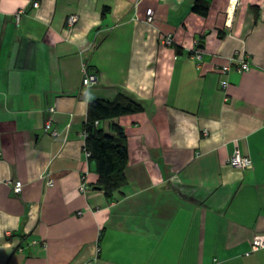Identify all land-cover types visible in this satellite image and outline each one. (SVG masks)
Listing matches in <instances>:
<instances>
[{"label":"crops","instance_id":"crops-1","mask_svg":"<svg viewBox=\"0 0 264 264\" xmlns=\"http://www.w3.org/2000/svg\"><path fill=\"white\" fill-rule=\"evenodd\" d=\"M198 1L0 0V264H264V0ZM237 52L250 71L222 74ZM123 96L143 110L100 125L128 151L108 199L82 134Z\"/></svg>","mask_w":264,"mask_h":264},{"label":"trees","instance_id":"trees-1","mask_svg":"<svg viewBox=\"0 0 264 264\" xmlns=\"http://www.w3.org/2000/svg\"><path fill=\"white\" fill-rule=\"evenodd\" d=\"M193 12L206 17L209 7L204 0L198 1ZM142 106L129 97H121L113 102L95 100L89 103L87 121L84 131L87 134L85 148L90 153L89 160L96 165L98 181L97 189L102 191L106 198L110 199L113 194L126 185L125 171L128 165V151L125 144V136L121 127L112 124L114 135L105 134L100 128L101 123L141 112ZM98 122L99 125L95 126Z\"/></svg>","mask_w":264,"mask_h":264},{"label":"built area","instance_id":"built-area-1","mask_svg":"<svg viewBox=\"0 0 264 264\" xmlns=\"http://www.w3.org/2000/svg\"><path fill=\"white\" fill-rule=\"evenodd\" d=\"M32 2L33 8L37 9L39 7V2L38 0H30ZM234 1V3L237 2V0H232ZM23 16V12L20 11L18 12L14 18L16 21V24H19V22L21 21ZM78 21V17L73 15L70 16L68 18V24L69 26H74ZM146 22L148 24H152L154 22V15H153V11L152 10H148V12L146 13ZM160 42L162 43V45L167 46V47H171L174 44V40L172 35L170 34H162L161 38H160ZM201 52L199 51H195L194 52V58L197 60L201 59ZM251 69V64L248 62V59L246 57L245 54L237 52L232 58H230L228 60V63L223 66L221 68V73L222 74H227L228 72L235 70L238 73H244V72H248ZM98 81V75L96 74H90L88 73L85 69L83 71V80H82V87L80 90V95L82 97H85L88 90ZM227 85V82H222L221 86L222 88H225ZM99 123L96 122L95 126H98ZM47 129H49V122L46 126ZM52 136H58V133L56 131L52 132ZM82 137L84 138V140L87 137V134L85 133V131L82 134ZM84 153H85V157L87 159L90 158V153H88L86 151V148L84 146ZM228 165L231 168L234 169H240V170H251L253 168L252 165V160L248 157L245 156L243 154H241L239 151H236L232 156H230L227 160ZM44 179V177H43ZM48 186H52V182L48 181L47 182ZM81 192H85L86 190V176L84 175L82 177V184L80 187ZM22 191V184L17 182L14 186V192L16 194H20ZM252 249L254 251H258L261 249H264V239H260V238H256L253 243H252ZM214 264H216V262H214Z\"/></svg>","mask_w":264,"mask_h":264}]
</instances>
